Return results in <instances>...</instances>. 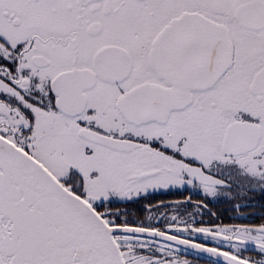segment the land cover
<instances>
[{
  "label": "snow or ice",
  "instance_id": "6c2138e0",
  "mask_svg": "<svg viewBox=\"0 0 264 264\" xmlns=\"http://www.w3.org/2000/svg\"><path fill=\"white\" fill-rule=\"evenodd\" d=\"M0 264H264V0H0Z\"/></svg>",
  "mask_w": 264,
  "mask_h": 264
}]
</instances>
